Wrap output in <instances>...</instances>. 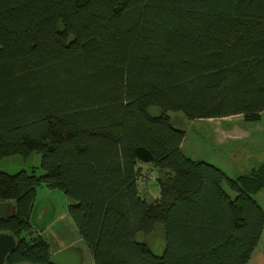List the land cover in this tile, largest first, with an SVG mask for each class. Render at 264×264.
<instances>
[{
  "label": "trees",
  "instance_id": "obj_1",
  "mask_svg": "<svg viewBox=\"0 0 264 264\" xmlns=\"http://www.w3.org/2000/svg\"><path fill=\"white\" fill-rule=\"evenodd\" d=\"M169 112L261 119L264 0H0V160L37 151L43 171L0 172V203L17 208L0 222L18 241L7 263L52 264L31 220L46 186L72 201L93 264H248L264 162L232 179L187 159ZM140 147L168 172L154 203ZM157 226L161 256L137 241Z\"/></svg>",
  "mask_w": 264,
  "mask_h": 264
},
{
  "label": "rangeland",
  "instance_id": "obj_2",
  "mask_svg": "<svg viewBox=\"0 0 264 264\" xmlns=\"http://www.w3.org/2000/svg\"><path fill=\"white\" fill-rule=\"evenodd\" d=\"M159 110L160 108L153 107L151 114L157 115ZM169 114L172 125L186 133L182 148L187 159L214 165L232 179L250 172L264 162V113L261 119L256 121L246 120L242 116L189 120L182 113ZM41 160L42 155L37 151L28 156L8 157L0 160V172L15 175L21 171H34L36 175H42ZM144 172L154 179L140 184V187L146 188H142L141 193L147 202L154 203L160 197L159 180L169 184L168 172H160L152 166L145 167ZM234 196L235 194H232L233 198ZM253 199L264 211V189L254 194ZM71 204L72 201L59 190L42 186L37 190L31 220L37 234L48 235L53 251L63 247L58 243L57 235L65 229L69 236L68 242H71V238L82 242L68 214ZM137 241L147 244L153 254L161 256L166 248L165 229L157 226L151 236L139 234ZM85 264H93L91 257L86 254ZM248 264H264V231Z\"/></svg>",
  "mask_w": 264,
  "mask_h": 264
},
{
  "label": "water",
  "instance_id": "obj_3",
  "mask_svg": "<svg viewBox=\"0 0 264 264\" xmlns=\"http://www.w3.org/2000/svg\"><path fill=\"white\" fill-rule=\"evenodd\" d=\"M138 159L144 164L153 162V154L146 148L137 149ZM17 208L11 202L0 203V222L14 218ZM18 241L10 232H0V264H8L9 257L16 251ZM52 264H84V249L72 246L55 253L51 257ZM29 264V263H26Z\"/></svg>",
  "mask_w": 264,
  "mask_h": 264
},
{
  "label": "crops",
  "instance_id": "obj_4",
  "mask_svg": "<svg viewBox=\"0 0 264 264\" xmlns=\"http://www.w3.org/2000/svg\"><path fill=\"white\" fill-rule=\"evenodd\" d=\"M182 147H183V144H182ZM182 150H183V148H182ZM143 167V170H144V168L145 167H148V165H143L142 166ZM42 187H46V186H42ZM142 188H144V189H146L145 187H140V191L142 190ZM147 189H149V188H147ZM142 192V191H141ZM145 194V193H144ZM141 195H142V193H141ZM159 195H160V193H159ZM143 196V195H142ZM70 200V199H69ZM148 201V200H147ZM45 210V209H44ZM72 231V230H71ZM59 233H61L60 235H57V239H58V243H60V244H62V248H68V247H71V246H76V247H79V248H82V249H84V253L86 254V255H88V257H91V255H90V253H89V251H88V249H87V247H86V244H85V242L82 240V237L80 236V234H79V232H78V235H79V237L81 238V240H82V242L81 241H78L79 239H77V240H75V238H71L70 240H71V242H68L67 241V238L69 237L68 236V233L66 232V229L63 231V232H59ZM62 248H59L58 250H60V249H62ZM92 260V259H91ZM93 263V262H92Z\"/></svg>",
  "mask_w": 264,
  "mask_h": 264
},
{
  "label": "built area",
  "instance_id": "obj_5",
  "mask_svg": "<svg viewBox=\"0 0 264 264\" xmlns=\"http://www.w3.org/2000/svg\"><path fill=\"white\" fill-rule=\"evenodd\" d=\"M151 179H154V177L149 176V177H147V178H144V179H143V183H145V182H147L148 180H151Z\"/></svg>",
  "mask_w": 264,
  "mask_h": 264
},
{
  "label": "flooded vegetation",
  "instance_id": "obj_6",
  "mask_svg": "<svg viewBox=\"0 0 264 264\" xmlns=\"http://www.w3.org/2000/svg\"><path fill=\"white\" fill-rule=\"evenodd\" d=\"M72 247V246H71ZM69 248V247H68ZM64 249H66V248H62V249H60V250H58V251H54V253H53V255L55 254V253H57V252H59V251H62V250H64ZM85 264V263H84Z\"/></svg>",
  "mask_w": 264,
  "mask_h": 264
}]
</instances>
